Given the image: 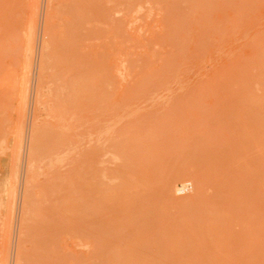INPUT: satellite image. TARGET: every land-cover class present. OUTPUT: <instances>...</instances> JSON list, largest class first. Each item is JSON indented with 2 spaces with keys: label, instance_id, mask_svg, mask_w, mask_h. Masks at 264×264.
Segmentation results:
<instances>
[{
  "label": "rangeland",
  "instance_id": "1",
  "mask_svg": "<svg viewBox=\"0 0 264 264\" xmlns=\"http://www.w3.org/2000/svg\"><path fill=\"white\" fill-rule=\"evenodd\" d=\"M0 264H264V0H0Z\"/></svg>",
  "mask_w": 264,
  "mask_h": 264
},
{
  "label": "bare ground",
  "instance_id": "2",
  "mask_svg": "<svg viewBox=\"0 0 264 264\" xmlns=\"http://www.w3.org/2000/svg\"><path fill=\"white\" fill-rule=\"evenodd\" d=\"M47 9H48V8H47ZM47 14H48V13H47ZM48 21H49V20H48ZM31 24H32V23H31ZM27 28H28V27H27ZM35 29H36V28H35ZM35 29H34V31H35ZM28 30H29V28H28ZM27 34H28V33H27ZM34 35H35V34H34ZM27 38H28V37H27ZM32 44H33V43H32ZM28 45H30V43H29V39H28V41H27V49H28ZM28 51H29V49H28ZM28 51H27V52H28ZM25 69H26V68H25ZM29 71H30V69H29ZM26 86H27V85H26ZM26 92H27V91H26ZM22 93H23V92H22ZM22 95H25V94H22ZM21 98H22V96H21ZM21 98H20V102L22 101ZM21 103H22V102H21ZM59 121H60V120H59ZM58 124H60V123H58ZM68 127H69V126H68ZM40 129H41V127H40ZM40 129H39V130H40ZM36 133H37V131H36ZM32 136H33V135H32ZM64 149H65V148H64ZM55 155H56V154H55ZM30 158H31V157H30ZM33 158H34V157H33ZM57 177H58V176H57ZM60 178H61V177H60ZM62 179H63V178H62ZM54 180H55V179H54ZM54 180H53V181H54ZM59 180H60V179H59ZM56 182H57V181H56ZM30 188H31V187H30ZM56 188H57V187H56ZM183 188H184V187H183ZM185 188H187V186H186ZM49 190H50V189H49ZM56 190H57V189H56ZM6 191H7V190H6ZM58 192H60V191H58ZM25 193H26V192H25ZM53 194H54V193H53ZM27 195H28V194H27ZM9 198H10V197H9ZM12 202H13V201H12ZM24 202H25V201H24ZM56 204H57V203H56ZM22 210H23V209H22ZM24 210H27V209H24ZM27 212H28V211H27ZM28 213H29V212H28ZM29 214H30V213H29ZM24 215H27V214H24ZM26 218H27V217H26ZM28 219H29V218L25 219V221L27 220L26 222H28Z\"/></svg>",
  "mask_w": 264,
  "mask_h": 264
},
{
  "label": "built area",
  "instance_id": "3",
  "mask_svg": "<svg viewBox=\"0 0 264 264\" xmlns=\"http://www.w3.org/2000/svg\"><path fill=\"white\" fill-rule=\"evenodd\" d=\"M190 188H191V187H189V190H191ZM187 193H188V190H187V191H184V192H182V193H181V195H185V194H187Z\"/></svg>",
  "mask_w": 264,
  "mask_h": 264
}]
</instances>
